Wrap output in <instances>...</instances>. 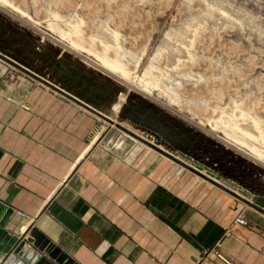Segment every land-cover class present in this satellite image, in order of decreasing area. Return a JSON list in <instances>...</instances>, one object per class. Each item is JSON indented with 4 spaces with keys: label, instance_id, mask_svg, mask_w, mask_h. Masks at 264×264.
<instances>
[{
    "label": "crops",
    "instance_id": "1",
    "mask_svg": "<svg viewBox=\"0 0 264 264\" xmlns=\"http://www.w3.org/2000/svg\"><path fill=\"white\" fill-rule=\"evenodd\" d=\"M1 77L0 91L10 85ZM31 95L25 111L0 93V199L16 190L10 205L25 213L5 229L19 235L33 224L79 264H225L212 248L234 264H264V217L232 224L239 207L220 191L95 151L87 117L65 129L68 105ZM54 195L79 222L75 232L46 207Z\"/></svg>",
    "mask_w": 264,
    "mask_h": 264
},
{
    "label": "rangeland",
    "instance_id": "2",
    "mask_svg": "<svg viewBox=\"0 0 264 264\" xmlns=\"http://www.w3.org/2000/svg\"><path fill=\"white\" fill-rule=\"evenodd\" d=\"M41 1L9 0V3L6 2L4 4L0 2V14L3 15H0V28L8 29L10 34L15 35L21 40L18 44V51L12 50L9 45L6 46L7 49L20 53V55L29 60L34 67H40L47 76L53 73L51 66L63 68L64 72H60V75L56 79L58 82H60V80H65L63 75L67 74L69 71L67 64L70 63L71 68L73 67L74 70H77L78 67L74 63L78 61L85 67L86 71L89 70L94 74L97 83L106 86L104 93L105 96L107 94L109 95L107 96L108 99L112 100L117 96L119 91H122L123 95L121 101L116 104L115 108H112V111L110 110L113 114V121L142 134L153 142H158L159 146L168 149L170 152H173L172 145L164 140L156 128L145 124L141 125L142 123H135L130 119L121 118L119 111H121L125 103H128L127 97L131 92L134 91L145 96L147 100L159 106L170 115L182 120L192 128L223 142L229 149H234L236 152L243 153L251 160H254L257 165L264 168V159L256 160L248 155L246 150L239 148L236 143H228L225 140L227 138L222 134L223 131L221 132L223 129L215 126V121L219 118L221 107L226 103L227 95L236 92L237 87L235 88L233 82L221 84L219 80L213 81L210 76L211 69L207 66L205 59L207 54L211 55L212 53L201 52V35L196 36L192 41L191 47H189L192 57L180 59L176 65L177 68L181 70H191L195 72L198 77L173 76L171 77V82L166 79V73L161 75L154 74V82L149 83L148 87L145 88L147 92L140 90V88H144L142 85H144L146 77H141L143 65L148 59L151 53L150 51H152L155 44L160 40V37H162L164 30L169 28L170 24L180 20L179 11H181L182 0H49L47 4L49 8L62 14L67 13L66 11H70V13H68L71 16L75 13V15H73L74 17L82 19L83 23H80V29L84 36L95 32L99 19L106 15L108 16V25L120 35L119 37L121 38H119V41L123 48L129 50L135 57L138 56L140 60L137 65L134 64L133 61H129L125 65L113 64V67H109V69L104 68L101 61L103 59L111 60L114 53L112 50H108L105 55L97 40H91V42L87 41L81 44L75 39L73 40L70 36L62 38V36L54 34L52 32L54 28L49 30L45 29L47 25L42 22H45L47 17ZM11 2L12 5H10ZM98 8L100 11H98ZM40 22L41 26L39 25ZM45 42L51 44L52 48L47 49ZM39 43H42L43 46L37 50L36 46H38ZM244 43L247 42L244 41L243 43H239L240 45L232 49L230 48L231 42L226 41L224 37L220 40L215 37V45L223 52H228L227 54L232 60L237 59L240 54L246 52L245 45H243ZM30 47H34L36 49L35 51L38 53H43L41 57L42 60L39 55L35 56L32 54ZM140 53H142V55H140ZM165 59V53H161L154 60L160 66H164ZM246 59L249 64H244L245 70L242 71L244 74L246 72L253 73L258 71L260 67H262L264 73V66H261V57L259 53H254L253 57L251 56V58ZM43 61L46 62L45 65ZM0 68L2 69L0 72L2 76L1 79H5L6 82L10 84L7 89L0 91V93L6 99L16 100L17 106L20 109L31 111L33 108L32 102H30L32 101L31 94L47 92L51 94V96L61 99L68 105V107L65 105L61 107L64 111L65 118L62 117L58 119L62 121L61 124L65 129L76 130L84 120L88 119L90 121L91 128L88 133L87 142H90L97 133V139L90 145L91 148L96 149L95 151H99L102 154L107 152V155L110 154L113 155V157L127 158L129 162L142 161L144 167L148 165L150 167L149 169L158 168L157 171L160 177L168 176L170 179L172 177L175 178V181L182 180L185 181L186 184L187 182L192 184L197 181L202 182L211 190L214 191L216 189L223 195H226L228 199L234 201L236 204L235 207L238 206V209L244 208L247 213H256L264 217L259 211L236 200L232 195L186 169L169 157L143 144L139 140L131 139V141L129 136L126 135V132L116 124H109L106 120L32 78L17 67L0 59ZM96 90L99 94H102L99 89ZM221 91L223 96H221ZM29 97L31 99L30 101L28 100ZM136 103L139 102L136 101ZM239 103L240 102H238V106L243 108L244 104L242 105V103H240V105ZM23 105L28 106V108L26 109ZM260 106H262V104ZM145 113L147 114V112ZM70 115L73 116L70 118ZM239 121H243V119H239L238 122ZM169 123L173 122L170 121ZM257 124L259 128H264V122H259ZM262 131L264 132V129H262ZM175 151V154L184 160L180 155V151L177 149H175ZM214 153L216 155H222L218 154L215 150ZM186 161L190 163V161ZM232 163L236 167L243 168L252 175L257 176L253 171H250L239 163L233 161ZM222 200L223 199H220V201Z\"/></svg>",
    "mask_w": 264,
    "mask_h": 264
},
{
    "label": "bare ground",
    "instance_id": "3",
    "mask_svg": "<svg viewBox=\"0 0 264 264\" xmlns=\"http://www.w3.org/2000/svg\"><path fill=\"white\" fill-rule=\"evenodd\" d=\"M8 1L0 0L3 4L9 3ZM48 1H41L47 17H45L47 20L42 22L47 25L45 29L54 28L52 30L54 34H58L62 38L70 36L81 44L97 40L105 55L108 50H112L114 53L111 60L101 59L103 67L106 69L113 67V64L125 65L129 61H133L136 65L139 63L138 56L135 57L129 50L123 48L119 41L120 35L108 25L107 15L101 19L98 18V25H94L96 26L95 32L87 34L88 36L85 35L87 36L85 37L80 29L81 18L74 17L75 13L71 16L70 11L66 10L67 13L65 14L56 12L48 7ZM10 5H12V2ZM180 10V20L176 23L171 22L170 27L164 30L162 37L150 51L151 53L142 68L141 77H146L144 85H142L144 88H140V90L147 92L145 88L148 87L149 83L154 82V74L166 73V79L170 81L173 76L198 77L195 72L181 70L176 65L180 59L192 57L189 47H191L193 39L201 35V52L212 53L211 55L207 54L205 59L207 66L211 69V75H209L213 81L219 80L221 84L233 82L235 88L237 87L236 92L227 95L226 103L221 107L219 118L215 119V126L223 129L221 132L223 131L222 134L227 138L225 140L228 143H236L239 148L246 150L247 154L256 160L264 159V132L262 131L264 128L257 126V123L264 122V73L260 66V69L257 68L258 71L253 73L246 72L244 74L242 72L245 70L244 64H249L246 58L253 57L254 53H259L261 66H264V0H182ZM98 11H100L99 8ZM39 25L41 26V22ZM215 37L218 40L224 37L226 41L231 42L230 48L232 49L240 45L239 43L246 41L247 43L243 44L246 52L240 54L237 59L232 60L227 54L228 52H223L215 45ZM45 43L47 49L52 48L51 44ZM214 45L215 47L212 49ZM41 46L43 44L39 43L36 49L39 50ZM9 47L14 51H18L19 45L15 43L10 44ZM161 53H165L166 57L164 66H160L154 60ZM223 87L227 88L226 86ZM122 95V91H119L116 97L112 100L109 99V110L112 111V108H115L116 104L121 101ZM221 96H223L222 91ZM238 102L244 104V107L240 108ZM261 104L262 106H260ZM241 118L243 121L238 122L239 119L242 120ZM126 135L129 136L130 140H138L128 133ZM96 139L97 133L89 143H94Z\"/></svg>",
    "mask_w": 264,
    "mask_h": 264
},
{
    "label": "water",
    "instance_id": "4",
    "mask_svg": "<svg viewBox=\"0 0 264 264\" xmlns=\"http://www.w3.org/2000/svg\"><path fill=\"white\" fill-rule=\"evenodd\" d=\"M15 42L19 44L21 40L10 34L8 29L0 28V59L2 61L17 67L32 78L106 120L109 124H116L142 143L264 215V168L257 165L254 160L234 149H229L223 142L192 128L147 100L145 96L134 91L131 92L127 97L128 103H125L119 111L121 118L156 128L164 140L172 145L173 152H170L159 146L158 142H153L113 121V114L109 110V99L107 98L109 95L105 96L104 93L106 86L97 83L94 74L89 70L86 71L78 61L74 63L78 67L77 70L71 68L70 63L67 64L69 71L63 75L65 80L58 82L56 79L60 72H64L63 68L51 66L53 73L47 76L40 67H34L20 53L7 49V45ZM30 50L33 55H39L42 60L43 53H38L34 47H30ZM43 62L45 65L46 62ZM96 89H99L102 94H99ZM170 121L173 123H169ZM175 149L180 151L184 160L175 154ZM214 150L222 155H216ZM232 161L253 171L257 176L243 168L236 167ZM15 193L16 190H13L4 199H0V251L3 254L0 264H79L44 236L33 224L19 235L5 229L6 224L14 215V208L10 203ZM46 207L51 215L73 232L77 230L79 222L55 200V195L51 197ZM27 233L29 235L26 237Z\"/></svg>",
    "mask_w": 264,
    "mask_h": 264
},
{
    "label": "built area",
    "instance_id": "5",
    "mask_svg": "<svg viewBox=\"0 0 264 264\" xmlns=\"http://www.w3.org/2000/svg\"><path fill=\"white\" fill-rule=\"evenodd\" d=\"M24 106V105H23ZM26 109L28 108V106H24ZM14 213L18 214L20 216H24L25 213L21 210L18 209H14ZM248 215H247V211L244 208H241L237 211V213L235 214V216L233 217L231 223L232 224H236V225H241V226H246L248 225ZM211 251H213L215 253V255L225 264H234L231 260H229L224 254H222L219 250L217 249H210Z\"/></svg>",
    "mask_w": 264,
    "mask_h": 264
}]
</instances>
